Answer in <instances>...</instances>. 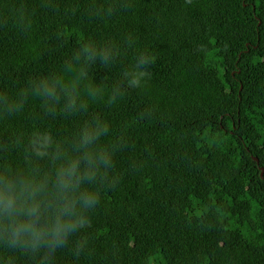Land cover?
<instances>
[{"label": "trees", "instance_id": "16d2710c", "mask_svg": "<svg viewBox=\"0 0 264 264\" xmlns=\"http://www.w3.org/2000/svg\"><path fill=\"white\" fill-rule=\"evenodd\" d=\"M22 91L0 172L48 191L111 158L43 264H264V0H0V93Z\"/></svg>", "mask_w": 264, "mask_h": 264}, {"label": "clouds", "instance_id": "9594fccd", "mask_svg": "<svg viewBox=\"0 0 264 264\" xmlns=\"http://www.w3.org/2000/svg\"><path fill=\"white\" fill-rule=\"evenodd\" d=\"M21 19H25L22 10ZM39 92L36 89V93ZM26 96L25 91L16 98L0 93V111L11 113L19 110ZM87 143L85 138L84 144ZM110 163V156L102 154L90 158L87 170L80 172L77 160L60 172L48 191L44 183L11 178L7 170L0 172V244L33 254L46 250L43 264L48 255L65 246L71 235L91 226L87 214L96 208L99 197L95 193L81 191V185L84 182H102L101 169H106ZM86 244V240L79 241L74 255L79 257Z\"/></svg>", "mask_w": 264, "mask_h": 264}]
</instances>
